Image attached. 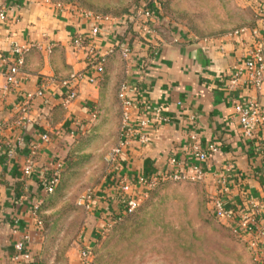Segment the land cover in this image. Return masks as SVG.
Segmentation results:
<instances>
[{
  "label": "crops",
  "instance_id": "crops-1",
  "mask_svg": "<svg viewBox=\"0 0 264 264\" xmlns=\"http://www.w3.org/2000/svg\"><path fill=\"white\" fill-rule=\"evenodd\" d=\"M147 3L160 13L154 1ZM1 7H5L7 19L0 20V56L11 54L13 41L40 42L42 46L50 44L51 48L45 52L32 47L25 54L23 71L17 74L16 85L5 89L6 76L0 78V120L3 122L0 138L11 142L0 150V264H16L9 259V254L13 251L14 240L23 231L29 236L28 248L37 247L32 203L37 198L40 180L52 164L59 137L71 136L70 129L84 125L94 106H99V120L94 121L99 124V131L104 120L111 117V123L115 122L111 101L114 100L119 109L114 89L117 74L129 82L140 116L150 115L160 103L168 115L166 122L148 126V144L133 140L124 148L118 169L153 171L163 168L171 154L188 164V134L196 130L202 143L215 140L219 145L218 151L205 162V180L211 192H218L231 207L240 204L242 192L264 201V171L261 169L264 125L255 131L253 138H246L233 108L235 97L244 93L257 94L264 105V84L259 91L245 87L228 91L225 87L233 64L242 59V47L237 39L196 42L185 37L183 32L166 35L164 27L163 37L157 32L160 28L143 39L133 35L129 66L110 54L102 78L96 82H80L76 97L66 106L59 102L58 82L49 81L44 95L29 103V120L22 126L18 122L19 104L25 91L34 90L49 76L62 77L75 70L95 72L88 54L89 41H93L97 52L106 51L122 28L118 31V24L111 28L102 26L90 39L87 20L48 6L42 0H0ZM157 17L159 20V15ZM157 19L156 27L159 25ZM77 33L85 36L79 47L72 44ZM42 130L49 131L51 141L42 143L37 149L34 170L30 176L23 177L20 169L29 142L37 139ZM21 132L24 144H17V135ZM221 175L225 181L219 179ZM223 185L228 186L226 192H222ZM100 193H96L90 208L96 217L100 215L99 231L111 206V198L100 196Z\"/></svg>",
  "mask_w": 264,
  "mask_h": 264
},
{
  "label": "rangeland",
  "instance_id": "rangeland-1",
  "mask_svg": "<svg viewBox=\"0 0 264 264\" xmlns=\"http://www.w3.org/2000/svg\"><path fill=\"white\" fill-rule=\"evenodd\" d=\"M73 1L121 14L149 0ZM260 1L162 0L160 19L155 16L157 32L162 36L164 27L166 35L189 30L215 34L240 25L252 26ZM117 59L125 63L120 52ZM111 102L114 123L111 117L104 120L100 131L99 124L85 123L83 132L57 140L52 153L64 160V168L54 192L37 190L42 199L37 209L41 223H35L37 247L30 249L33 258L40 264H79L80 249L89 245L93 256L86 264H264L254 257L245 238L232 229L231 221L213 214V192L205 178L162 181L131 213L103 233L99 231L100 215L96 217L92 209L79 203V197L92 188L101 192L100 196L112 198L114 188L107 178L116 165H108L105 156L119 132L120 109Z\"/></svg>",
  "mask_w": 264,
  "mask_h": 264
},
{
  "label": "built area",
  "instance_id": "built-area-1",
  "mask_svg": "<svg viewBox=\"0 0 264 264\" xmlns=\"http://www.w3.org/2000/svg\"><path fill=\"white\" fill-rule=\"evenodd\" d=\"M48 6L66 11L69 14L80 16L89 23V38L96 36L102 26L111 28L114 24H118V31L121 27L136 30L140 35H152L156 32L155 26L157 11L154 6L143 3L130 10L129 13L121 15H112L103 13L90 7L81 6L73 0H42ZM157 10L161 11L159 3H155ZM258 16L254 25H240L230 28L223 32L215 34H198L194 31L183 32L185 37H189L196 42H206L215 38H231L237 39L242 47V59L235 62L229 72L225 87L228 91L236 88L245 87L259 91L264 84V3L261 1L257 7ZM7 14L5 7L0 8V20H6ZM126 35L121 32L111 48L97 52L92 40L88 43V54L91 58V64L95 65L96 71L86 73L84 70H75L69 72L62 77L49 76L43 78L40 84L34 90H27L20 98L19 109L21 115L18 122L22 125L29 120L27 111L29 103L36 97H42L46 90V84L50 82H58L60 87V104L68 105L77 95L78 85L82 81L96 82L98 74L102 71V62L106 53L112 50L114 45L119 44L121 56L129 66V59L132 53L131 42L124 38ZM85 36L77 33L73 38V46L79 47L83 44ZM43 49L49 51L51 46H42L40 42L18 43L13 41L11 45V54L0 56V78L6 76V82L3 84L5 89L11 85L17 84V74L23 71L25 63V54L32 48ZM6 66V67H5ZM6 68V71L4 70ZM117 99L120 109V127L115 143L108 150L105 159L111 167L118 164L119 158L124 148L133 140L140 143L148 144L150 141L148 126L156 122H166L168 115L163 104H158L150 115L138 114L139 108L134 102L131 94L129 82L127 79L120 81L117 87ZM234 111L237 115L238 122L241 126L243 135L246 138H253L255 131L264 125V105L257 94L244 93L237 95L233 103ZM96 116L95 107L91 108L89 121L90 123ZM23 126V125H22ZM3 122L0 120V128ZM84 131V125L78 126L76 129H70L73 136L77 132ZM51 141L49 131L42 130L37 139L29 142V149L24 155L21 165V174L23 177L30 176L35 167V154L37 149L44 142ZM9 139L0 138V150L4 146L11 145ZM17 144H24V133L17 135ZM190 161L188 164L180 162L175 154L167 157L166 165L163 168L144 171L130 170L122 171L118 174L115 188L118 191L119 204L124 213H131L140 204L142 198L149 195L151 189L165 180H181L188 179L197 181L205 178L206 169L205 162L215 152L218 151L219 145L215 140H209L205 144L202 143L200 136L196 130H192L188 134V142L186 144ZM12 146L8 148L10 153ZM64 168V160L53 157L51 166L47 169L46 175L41 179L43 185L41 189L44 192L52 191L59 182L61 170ZM115 167L109 169L112 170ZM264 171V164L261 166ZM219 179L225 181L221 175ZM228 190L227 185H223L222 192ZM96 197V190L86 188L79 197V203L83 204L87 209L93 206ZM25 198V197H24ZM42 199L37 197L32 203L31 213L34 222L38 225L41 223L37 215V209ZM211 207L213 214L218 218L231 221L232 229L241 235L247 241L254 257L257 260H264V201L253 196L245 195L242 207H231L226 204L222 195L218 192L211 194ZM104 221L100 232L108 230L115 220V215L110 217L104 216ZM17 220V219H16ZM16 220H14L16 222ZM16 228H14L15 230ZM28 233L23 231L21 235L13 242V251L9 254V259L16 264H40L32 256L31 250L28 248ZM93 253L89 245L83 246L79 251V264H86L92 259Z\"/></svg>",
  "mask_w": 264,
  "mask_h": 264
},
{
  "label": "trees",
  "instance_id": "trees-1",
  "mask_svg": "<svg viewBox=\"0 0 264 264\" xmlns=\"http://www.w3.org/2000/svg\"><path fill=\"white\" fill-rule=\"evenodd\" d=\"M149 1H150V0H149ZM152 1H154L155 3H159L160 8L162 7V0H152ZM261 2L264 3V0H261ZM90 8H91V7H90ZM93 9H95V10H97V11H100V12H103V13H110V14H112V15H121V14H123V13H121V14H113V13H111V12H109V11L99 10V9H96V8H93ZM131 10H132V9H131ZM129 12H130V10H129ZM129 12H124V13H129ZM120 28H122L123 33L126 35L124 38H126V39L129 40V41H131L133 35H139V37H141L142 39L144 38V36H143V35H140L136 30H133V29H131V28H126L125 26H124V27H121V26H120ZM118 52H120L119 44L114 45V46L112 47V50L109 51L108 53H106V55H105V59H104L103 62H102V71H101V73L98 74L97 80H98L99 78H102V76L104 75V73H105V71H106V63H107L108 56H109L110 54H112V55H114V57L117 58ZM97 80H96V81H97ZM121 80H123L122 76L119 75V74H117V78H116L115 81H114V89H115V92H117V87H118V85H119V83H120ZM115 97H117V95H115ZM94 107H95V109H96V116H95V118H94L93 120L95 121L96 118H97V116H98L99 109H98L97 106H94ZM93 120H92V122L89 123L90 126L94 125ZM90 126H89V127H90ZM121 168H122V167H121ZM121 168L118 169V164H117V165L115 166V168H113L112 170L108 171V177H109V178H107V179H109V183H110L111 186L114 188V190L112 191V198H113V199L110 197V198H111V202L109 203V205H110V204H114V205H113V206L111 205L110 207H108V208L110 209V211H108V213H107V215H112V216L115 215V220L113 221L112 226H113L115 223H117L119 220H121L122 217H123L124 215L129 214V213H124V212H122V210H121V206H120V205L118 206V203H119L118 199H119V198H118V191H117V189L115 188V185H116V180H117V176H118V174H119L120 172H122ZM60 178H61V173H60ZM59 181H60V179H59ZM58 184H59V182L56 184V186L53 188L52 191L45 192V193H46V194H50V193L54 192ZM42 185H43V181L40 180V188L42 187ZM241 197H242V198H241L240 204L237 205V207H242V206H243L244 199H245V192H242ZM39 205H40V204H39Z\"/></svg>",
  "mask_w": 264,
  "mask_h": 264
}]
</instances>
